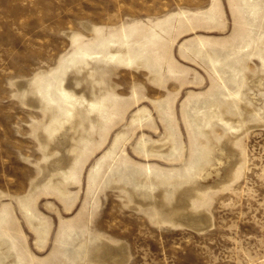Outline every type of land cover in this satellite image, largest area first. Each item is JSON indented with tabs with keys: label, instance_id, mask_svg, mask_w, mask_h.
Returning <instances> with one entry per match:
<instances>
[{
	"label": "rangeland",
	"instance_id": "1",
	"mask_svg": "<svg viewBox=\"0 0 264 264\" xmlns=\"http://www.w3.org/2000/svg\"><path fill=\"white\" fill-rule=\"evenodd\" d=\"M0 264H264V0H0Z\"/></svg>",
	"mask_w": 264,
	"mask_h": 264
},
{
	"label": "bare ground",
	"instance_id": "2",
	"mask_svg": "<svg viewBox=\"0 0 264 264\" xmlns=\"http://www.w3.org/2000/svg\"><path fill=\"white\" fill-rule=\"evenodd\" d=\"M62 126L61 125H58L57 127L55 126L54 128H52V132H56L57 130H59V128H61ZM223 161L222 158L219 159V162L221 163Z\"/></svg>",
	"mask_w": 264,
	"mask_h": 264
}]
</instances>
